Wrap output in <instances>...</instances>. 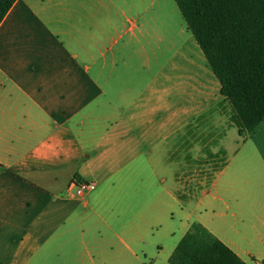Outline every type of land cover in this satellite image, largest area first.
<instances>
[{"label":"crops","instance_id":"0c3cea01","mask_svg":"<svg viewBox=\"0 0 264 264\" xmlns=\"http://www.w3.org/2000/svg\"><path fill=\"white\" fill-rule=\"evenodd\" d=\"M157 22L153 0H17L1 22L0 264H137L177 215L169 261L194 222L216 234L203 197L257 200L264 120L245 130L187 25Z\"/></svg>","mask_w":264,"mask_h":264},{"label":"trees","instance_id":"16d2710c","mask_svg":"<svg viewBox=\"0 0 264 264\" xmlns=\"http://www.w3.org/2000/svg\"><path fill=\"white\" fill-rule=\"evenodd\" d=\"M16 1L0 0V24ZM175 1L222 94L243 128L253 131L264 120V0ZM169 263L248 264L200 222L184 234Z\"/></svg>","mask_w":264,"mask_h":264},{"label":"rangeland","instance_id":"374dc122","mask_svg":"<svg viewBox=\"0 0 264 264\" xmlns=\"http://www.w3.org/2000/svg\"><path fill=\"white\" fill-rule=\"evenodd\" d=\"M153 2L155 16L164 19L163 25L161 22L155 23L156 28H165L168 23L175 27L186 25L175 0H153ZM181 41L183 39L180 38V43ZM184 42H186V52H193L194 46L201 51L194 37L192 41L187 38ZM251 195L257 200L231 199L225 193L220 195L214 193L203 197L197 210L201 212V220L205 221L223 241L228 242L248 264H262L264 262V188L255 189ZM248 203L250 205H247ZM180 219L181 217L176 215L173 227L175 234L171 231L172 226L168 228L164 223L155 221L153 229L148 233L149 243H139L137 264H152L154 260L158 264H170L166 256L181 234ZM158 243H162V251Z\"/></svg>","mask_w":264,"mask_h":264},{"label":"built area","instance_id":"2783aa9c","mask_svg":"<svg viewBox=\"0 0 264 264\" xmlns=\"http://www.w3.org/2000/svg\"><path fill=\"white\" fill-rule=\"evenodd\" d=\"M72 185L75 189V195L77 196H85L96 188V183L94 181L75 180Z\"/></svg>","mask_w":264,"mask_h":264}]
</instances>
